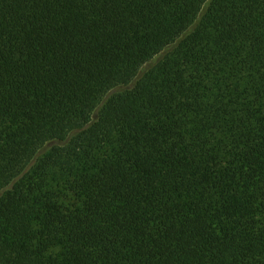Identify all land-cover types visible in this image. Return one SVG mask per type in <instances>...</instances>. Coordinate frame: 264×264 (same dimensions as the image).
Listing matches in <instances>:
<instances>
[{"label":"trees","instance_id":"1","mask_svg":"<svg viewBox=\"0 0 264 264\" xmlns=\"http://www.w3.org/2000/svg\"><path fill=\"white\" fill-rule=\"evenodd\" d=\"M0 264H264V0H0Z\"/></svg>","mask_w":264,"mask_h":264},{"label":"rangeland","instance_id":"2","mask_svg":"<svg viewBox=\"0 0 264 264\" xmlns=\"http://www.w3.org/2000/svg\"><path fill=\"white\" fill-rule=\"evenodd\" d=\"M145 69H146V67L142 68V70H141L140 72H143ZM123 88H125V87H118V88L116 89V91H119V90H121V89H123Z\"/></svg>","mask_w":264,"mask_h":264}]
</instances>
